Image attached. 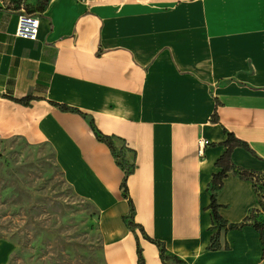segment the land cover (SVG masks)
Returning <instances> with one entry per match:
<instances>
[{"label": "crops", "instance_id": "obj_1", "mask_svg": "<svg viewBox=\"0 0 264 264\" xmlns=\"http://www.w3.org/2000/svg\"><path fill=\"white\" fill-rule=\"evenodd\" d=\"M26 1L36 40L0 4V140L52 149L98 208L105 264H163L154 241L179 264H264L237 172H264V0ZM228 149L214 196L238 227L219 228Z\"/></svg>", "mask_w": 264, "mask_h": 264}, {"label": "rangeland", "instance_id": "obj_2", "mask_svg": "<svg viewBox=\"0 0 264 264\" xmlns=\"http://www.w3.org/2000/svg\"><path fill=\"white\" fill-rule=\"evenodd\" d=\"M0 240L11 244L1 264H105L97 206L76 194L49 146L18 138L0 140Z\"/></svg>", "mask_w": 264, "mask_h": 264}, {"label": "trees", "instance_id": "obj_3", "mask_svg": "<svg viewBox=\"0 0 264 264\" xmlns=\"http://www.w3.org/2000/svg\"><path fill=\"white\" fill-rule=\"evenodd\" d=\"M28 12H33L32 10H28ZM34 13V12H33ZM100 137V136H99ZM228 140H234L236 144H242L238 140H235L232 135H229ZM229 153L230 149H228L216 162L217 166L222 167V171L219 174L214 175L213 181H212V186L210 188L211 191V208L213 210V218L219 228H234L238 227V225L230 224L226 226L225 222L222 220V218L218 215L217 213V204L215 201V196L214 193L217 189L220 188L221 186V178L225 174L226 171H228L231 167L229 163L227 162L229 160ZM238 174L246 179H249L252 182L254 192L256 194L259 207L257 209H252L249 213V215L245 218L244 223H250L262 236H264V211H260V207L262 208V203L258 194V189H260L263 194H264V172H254V171H246V170H238ZM254 179H256L254 181ZM262 185L261 188H258V185ZM262 216V217H260ZM128 226H131V222H127ZM243 225V223L241 224ZM160 251V258L162 260L163 264H179L181 261L175 257V256H170L167 255L165 252V249L163 248L162 244L160 242L154 241ZM216 243L214 242V237H212L211 241V248L216 247Z\"/></svg>", "mask_w": 264, "mask_h": 264}, {"label": "built area", "instance_id": "obj_4", "mask_svg": "<svg viewBox=\"0 0 264 264\" xmlns=\"http://www.w3.org/2000/svg\"><path fill=\"white\" fill-rule=\"evenodd\" d=\"M40 20L39 17L33 13L28 12L24 7H21L20 13L18 14V23L16 28V35L18 37L28 39V40H36L38 35ZM256 179H254L255 181ZM262 185H258V188H261ZM258 194L262 203V208L260 207V211H264V194L258 189Z\"/></svg>", "mask_w": 264, "mask_h": 264}]
</instances>
